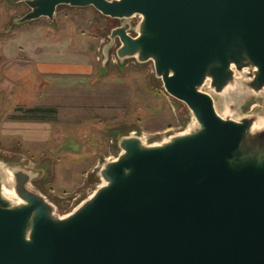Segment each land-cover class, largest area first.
<instances>
[{"label":"water","instance_id":"1","mask_svg":"<svg viewBox=\"0 0 264 264\" xmlns=\"http://www.w3.org/2000/svg\"><path fill=\"white\" fill-rule=\"evenodd\" d=\"M18 22L52 18L58 5L91 6L104 16L138 14L136 36L112 29L118 57L153 61L165 91L197 126L156 145L120 140L104 181L69 214L13 173L20 202L2 193L0 264H264V138L247 144L250 118H222L209 94L234 67L255 68L264 85V0H26Z\"/></svg>","mask_w":264,"mask_h":264},{"label":"rangeland","instance_id":"2","mask_svg":"<svg viewBox=\"0 0 264 264\" xmlns=\"http://www.w3.org/2000/svg\"><path fill=\"white\" fill-rule=\"evenodd\" d=\"M25 1L0 0V43L8 35L27 34L24 30L30 35V43H36L39 32L46 37L67 36L76 41L68 50V57L86 59L92 65L90 74H79L75 80L67 81L66 89L55 90L51 97L47 91L50 84L44 85L43 98L26 100L22 106L15 104L18 101L11 96L10 87L15 83L12 74L0 71L2 187L14 193L13 173L26 172V186L50 203L56 216L62 217L104 183L101 169L121 153L122 138L135 136L144 145H156L191 131L197 124L185 103L165 91L151 59L138 61L135 56H117L120 41L110 37L111 31L125 26L128 34L136 36L141 19L138 14L111 18L91 6L58 5L51 19L42 16L18 22L29 11ZM233 71L240 82L236 88L228 84L216 92L206 79L200 89L211 96L214 109L222 118H255L263 125L264 90L255 92L242 84L249 72ZM28 84L27 91L36 93L35 87ZM34 103L54 107L55 120L12 118L22 109L35 107ZM8 199L16 203L18 197L14 194Z\"/></svg>","mask_w":264,"mask_h":264},{"label":"crops","instance_id":"3","mask_svg":"<svg viewBox=\"0 0 264 264\" xmlns=\"http://www.w3.org/2000/svg\"><path fill=\"white\" fill-rule=\"evenodd\" d=\"M24 32L27 34L22 33L16 37L8 35L3 43H0V71L5 70L7 74H12L15 83L10 88L11 96H15L18 101L15 104L22 106L26 100L31 101L35 97L43 98L45 92L41 91V87L47 84H50L47 86V91L50 90L52 97L55 90L67 88V81L75 80L79 74L92 72L89 60L68 57L71 56L68 55V50L76 43V41L72 42L74 39L71 37H46L39 32L36 43L34 41L30 43V35L27 31L24 30ZM0 42H2L1 38ZM85 48L84 46L83 49ZM28 83L35 87L36 93L28 92L30 90ZM61 84L65 87H61ZM33 105L42 104L34 103Z\"/></svg>","mask_w":264,"mask_h":264},{"label":"bare ground","instance_id":"4","mask_svg":"<svg viewBox=\"0 0 264 264\" xmlns=\"http://www.w3.org/2000/svg\"><path fill=\"white\" fill-rule=\"evenodd\" d=\"M112 21V20H111ZM110 22V21H109ZM114 22V20L112 21V22H110V23H113ZM112 24H110L109 26H111ZM114 26H115V24H114ZM108 29V28H107ZM110 30V29H109ZM107 33V32H106ZM105 36V35H104ZM113 51H114V49H113ZM115 55V54H114ZM116 59V58H115ZM232 68H234V67H232ZM235 69V68H234ZM249 72V77H246V79L244 78L243 79V85L245 86V87H247V88H249L250 89V87H249V83H250V81L252 80V76L254 75V71H255V68H253V67H251V66H248V67H244V68H242L241 70H240V73H243V72ZM229 85L228 86H230V87H234V88H236L239 84H240V82L239 81H237L236 80V78H235V76L232 78V80L228 83ZM252 91H255V92H257V91H260V90H264V85L260 88V89H258V90H254V89H251ZM180 114V113H179ZM250 121H251V123H250V129H249V132H248V135H247V138H246V142H247V144H251L253 141H255L256 139H253V138H255V136L256 135H262L263 136V138H264V124L263 125H260L256 120H255V118H250ZM115 133V132H114ZM120 133V132H119ZM125 133V132H124ZM133 133V132H132ZM118 134V133H117ZM111 135H113L112 133H111ZM115 137V136H114ZM113 139V138H112ZM114 140V139H113ZM264 140V139H263ZM115 141V140H114ZM114 143V142H113ZM113 145H115V143L113 144ZM115 147V146H114ZM112 148V147H111ZM115 153H116V151H115ZM3 159V158H2ZM5 159V158H4ZM18 161V160H17ZM48 173V172H47ZM95 173V172H94ZM92 176V175H91ZM42 178V177H41ZM91 181H92V179H91ZM95 181V180H94ZM37 182V181H36ZM40 182V181H39ZM43 181H41V183H42ZM103 182V181H102ZM35 183V182H34ZM38 185V184H37ZM41 185V184H40ZM39 186V185H38ZM43 188V187H42ZM39 189V188H38ZM44 191V190H43ZM40 192V191H39ZM2 193H3V195L5 196V197H7V198H11L12 196H14V193H13V191L11 190V189H7V188H2ZM88 193V192H87ZM43 194V193H42ZM45 196V195H44ZM81 199V198H80ZM56 200V199H55ZM79 200V199H78ZM16 201V200H15ZM15 201H13V202H15ZM50 201V200H49ZM17 202H20V200H18L17 199ZM51 203H52V201H51ZM59 204V203H58ZM57 204V205H58ZM60 207V206H59ZM71 208V207H70ZM61 209V208H60ZM61 211V210H60ZM68 211V210H67ZM62 213V212H61Z\"/></svg>","mask_w":264,"mask_h":264},{"label":"trees","instance_id":"5","mask_svg":"<svg viewBox=\"0 0 264 264\" xmlns=\"http://www.w3.org/2000/svg\"><path fill=\"white\" fill-rule=\"evenodd\" d=\"M19 115L12 118L24 121H54L55 108L49 106H35L32 108L22 109Z\"/></svg>","mask_w":264,"mask_h":264}]
</instances>
